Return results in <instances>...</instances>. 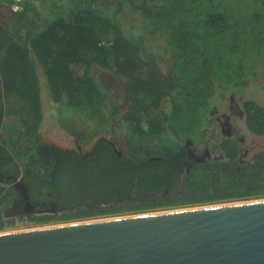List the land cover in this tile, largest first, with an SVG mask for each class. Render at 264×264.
I'll return each mask as SVG.
<instances>
[{
	"label": "trees",
	"instance_id": "trees-1",
	"mask_svg": "<svg viewBox=\"0 0 264 264\" xmlns=\"http://www.w3.org/2000/svg\"><path fill=\"white\" fill-rule=\"evenodd\" d=\"M101 1L82 0L81 9L56 12L39 24L33 0H24L19 10L7 9L8 24L0 23V229L14 222L1 218L3 208L16 202L12 184L19 173L18 183L27 194L50 209L25 216L35 223L264 194L262 156L235 170L231 161L237 150L228 145L226 161L189 170L192 161L184 145L201 136L218 93H240L258 79L264 87V0ZM107 7L113 8L109 14ZM123 13L139 18L140 29L124 30L118 17ZM147 37L161 43L160 59L149 54ZM93 66L121 84V103L113 101L112 88L105 87L102 77L92 74ZM38 67L59 112L62 107L86 110L104 122L111 110H121L120 121L130 124L145 144L139 145L140 153L120 155L105 138L88 152L45 143L38 132ZM174 93L176 99L162 114L154 112ZM11 99L16 111L7 113L14 111L24 125L19 141L2 133L3 126L12 129V122L4 124L3 102L8 105ZM244 110L249 126L261 132L264 108L247 100ZM163 127L177 150L149 156L161 148ZM179 185L171 197L159 198Z\"/></svg>",
	"mask_w": 264,
	"mask_h": 264
},
{
	"label": "water",
	"instance_id": "water-1",
	"mask_svg": "<svg viewBox=\"0 0 264 264\" xmlns=\"http://www.w3.org/2000/svg\"><path fill=\"white\" fill-rule=\"evenodd\" d=\"M0 264H264V199L1 232Z\"/></svg>",
	"mask_w": 264,
	"mask_h": 264
},
{
	"label": "rangeland",
	"instance_id": "rangeland-1",
	"mask_svg": "<svg viewBox=\"0 0 264 264\" xmlns=\"http://www.w3.org/2000/svg\"><path fill=\"white\" fill-rule=\"evenodd\" d=\"M82 0H33V6L35 7L36 15L35 18L39 24L47 21L54 13L56 12H66L72 10L81 9L83 4ZM108 2V0H102L101 3ZM81 3V4H80ZM1 5V4H0ZM236 7L244 8L245 3H236ZM105 11L109 14L113 11V8L107 7ZM99 12V10H98ZM29 13L28 15H31ZM9 13L5 6H0V23L8 24ZM119 21L123 25L124 30L129 33L134 30H139L141 27V22H139V18L132 14H119ZM146 24V23H145ZM146 45L149 54L154 57L162 56V52L159 49L161 43L156 41L155 39L146 38ZM166 63L162 64L165 65ZM92 74H97L101 76L104 85L107 89L112 88V97L114 102L121 103L123 98L121 96L122 86L121 84L112 80L109 75V72L103 70L100 67L93 66L91 68ZM39 74V84H40V96H41V107H42V120L38 129L39 134L41 135L43 141L45 143H52L56 146L63 149H70L74 151L87 152L89 151L94 143L100 139L105 138L109 140L115 147V149L122 154L126 153H140L138 149L139 145H145L142 139L138 137L131 127L130 124L120 121L121 110L113 109L110 111V116H108V121L97 122L94 117H92L89 112L86 110H77V109H67L63 108L61 112L58 111V108H61L60 105L55 104L46 88L45 76L41 67H38ZM243 96L247 99H251L258 103L259 105L264 107V87L263 82L261 80H255L250 83V85L244 89ZM176 99L175 93L165 97L158 108L154 110V112L162 114V111H165L168 106H170L172 101ZM4 102V116L5 121L4 124L9 126L12 122L11 132L4 126L2 133L10 135V140L14 141L18 139V135L23 136L24 125L20 118H16L14 111L15 106L14 100L11 99L8 102V105ZM14 107V108H13ZM7 109H14V111L8 115ZM162 116V115H160ZM166 127H163V132L158 137V144L161 147L160 149H156L151 155H162L166 152H173L177 150L178 144H172V139L170 138ZM21 132V133H20ZM78 135V137H76ZM9 137V136H8ZM24 137H21L23 140ZM78 139V140H76ZM19 141V139H18ZM217 142V141H215ZM18 146V145H17ZM13 147V144L7 146L9 149ZM218 153V152H216ZM213 153V154H216ZM148 154V153H147ZM21 164V163H19ZM22 173H19L18 179H20ZM180 185L174 188L173 192L170 193H159V198L165 199L167 197H171L175 194V192L180 191ZM264 199V194L253 196V197H239L234 199L222 200V201H213L208 203H201L189 206H170V207H158L153 209H145L134 212H123L118 214L106 215L103 217H94L90 219L76 220V221H87V220H97L108 217H118V216H127L134 214H143V213H153V212H163L174 209H184L191 207H200V206H209V205H217V204H225V203H235V202H248L253 200H262ZM72 221H61V220H51L45 223H35L30 222L27 217L25 218H17L11 225H6L2 229L1 232H10V231H21V230H29L32 228L45 227L58 225L63 223H68ZM74 222V221H73Z\"/></svg>",
	"mask_w": 264,
	"mask_h": 264
},
{
	"label": "flooded vegetation",
	"instance_id": "flooded-vegetation-1",
	"mask_svg": "<svg viewBox=\"0 0 264 264\" xmlns=\"http://www.w3.org/2000/svg\"><path fill=\"white\" fill-rule=\"evenodd\" d=\"M243 91L236 93L234 90H228L218 93L209 110L206 125L201 130V136L197 140L185 141L188 157L192 161L188 165L189 170L202 163L226 161L225 148L228 145L234 146L237 150L231 161L235 170L243 168L246 164H254L260 158L258 156L264 158V129L259 132L258 128L249 126L244 103L251 99L245 98ZM185 172H188V169ZM18 181L19 179L12 184L13 189L18 191L16 202L3 208L1 220L10 221L21 216L25 218L29 214L39 216L47 214L50 211L46 207L47 203L33 200Z\"/></svg>",
	"mask_w": 264,
	"mask_h": 264
},
{
	"label": "built area",
	"instance_id": "built-area-1",
	"mask_svg": "<svg viewBox=\"0 0 264 264\" xmlns=\"http://www.w3.org/2000/svg\"><path fill=\"white\" fill-rule=\"evenodd\" d=\"M24 0H0V4L5 6L8 10L17 11L21 7Z\"/></svg>",
	"mask_w": 264,
	"mask_h": 264
}]
</instances>
